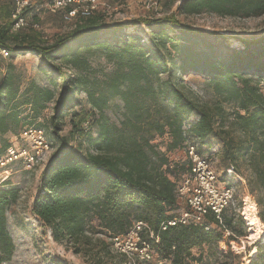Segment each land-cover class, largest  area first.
I'll return each mask as SVG.
<instances>
[{"label":"trees","instance_id":"obj_1","mask_svg":"<svg viewBox=\"0 0 264 264\" xmlns=\"http://www.w3.org/2000/svg\"><path fill=\"white\" fill-rule=\"evenodd\" d=\"M12 10V0L0 1V47L9 51L10 58L39 57L48 82L47 86L31 82L20 92L12 65L0 77V156L9 147V138L35 127L36 118L52 104L50 126L57 146L39 175L32 213L55 242H78L91 217L112 236L142 222L153 234L152 239L147 232L142 237L154 264H214L202 253L193 257V250H211L226 232L229 241L246 236L242 221L235 220L232 212L223 216L221 225L210 216L214 227L207 230L206 226L161 230V224L173 218L168 212L176 206L177 182L189 162L170 161L153 141L166 136L165 152L172 154L183 152L189 144L197 145L200 153L210 148L216 114L200 108L178 81L200 77L211 82L218 94L237 105L234 118L247 137L239 144L221 137L229 164L226 171L240 175L238 161L252 153L247 186L251 193L262 191L257 200L261 206L264 139L259 131L264 128V95L253 78L264 81V33L238 39L242 49L224 47L221 53L211 44V34L184 25L174 14L152 21L149 43L128 33V25L107 24L102 14H93L85 24L49 41L32 29L14 33ZM177 11L186 16L210 13L250 18L264 14V0H181ZM93 53L105 55L114 64L107 79L96 77L88 60ZM62 66L74 74L66 77ZM161 75L166 79L160 80ZM81 95L90 117L72 113L68 135H59L65 116L79 105ZM113 98L123 104L121 128L103 113ZM195 112H199L197 120L189 123ZM18 199L19 189L11 177L0 183V264L10 262L14 253L7 212ZM258 217L264 224L263 210ZM255 248L249 264H264V240L256 242Z\"/></svg>","mask_w":264,"mask_h":264},{"label":"rangeland","instance_id":"obj_2","mask_svg":"<svg viewBox=\"0 0 264 264\" xmlns=\"http://www.w3.org/2000/svg\"><path fill=\"white\" fill-rule=\"evenodd\" d=\"M41 0H36L40 3ZM156 3V4H154ZM181 0H119L113 3L112 10L106 13L95 12L94 16L102 14L103 22L123 23L129 26L128 33L137 35L144 43H149L148 34L151 33L152 21L160 19L170 14H174L178 21L193 29H198L204 33L211 34L213 42L211 44L216 51L225 53L224 47L230 49H242V45L238 39H252L264 33V14L256 17L241 18V17H222L210 13H202L199 15H181L177 8ZM30 21H39L44 39L49 41L57 36L66 34L77 27L85 24L87 19L74 18L69 22L64 21L60 15L50 14L41 11L39 15H28ZM216 35L219 36V38ZM236 43V45H234ZM91 66L95 69L97 78L107 79L114 71V64L100 53H93L88 58ZM40 58L26 54L15 58L0 59V77L7 69L8 65L14 67V73L19 77L20 92L25 87L34 82L41 86H47L48 74L41 69ZM63 74L70 77L74 74L67 67L62 66ZM166 76L161 75L160 80H165ZM254 83H257L260 91L264 95V81H257L253 78ZM179 86L186 95L196 101L202 109L211 111L217 119L215 134L208 138L210 148H202V154L211 158L215 164L216 172L221 185H232L236 192V203L239 204L240 210L247 207L250 203L257 207V213L264 211V202L259 206V200L263 193L261 190H256L254 193L249 191L247 179L252 177V153H248L237 163L240 176L244 179V185L234 178V175H229L227 169L228 162L224 158V144L221 139L232 141L234 144H239L247 139L242 133L238 123L235 121V114L238 112L237 105L234 102L227 101L218 94L213 84L200 77H185L179 79ZM157 82L154 81V85ZM79 105L69 112L64 118V125L61 136L68 135L70 127V119L72 113L84 112L90 117L89 106L86 103L84 95L79 97ZM52 104H48L47 108L40 113L34 121L35 127L43 129L47 138L52 142L54 149L57 146V141L52 135L50 126ZM222 114V119L219 114ZM104 115L107 116L110 123L117 128H121V123L124 119V108L121 101L113 98L109 101L108 107L104 110ZM199 112H195L189 123L197 120ZM189 124L184 129L187 131ZM223 131L222 134H219ZM94 132V128L92 129ZM259 136L264 139V128L260 129ZM9 138V135L5 136ZM167 137L156 138L153 144L157 145L158 149L166 153L170 161H182V154H172L165 152ZM182 153V152H181ZM44 166L36 167L31 171L24 170L21 165L12 167L11 178L19 189V199L12 205L7 212V229L14 244V253L10 262L7 264H128L129 258L122 257L117 251V245L112 239V233L106 231L99 226L98 221L92 217L88 219L86 233L78 242H68L66 240L55 242L52 237L49 239V229L42 226L39 220L32 213V204L34 196L38 188V176ZM249 194L250 200H245V205L240 201ZM243 209V210H244ZM245 227V237L233 238L229 241L227 237H223L221 241L207 251V248L194 249L193 257H198L200 253L204 254L214 264H249L251 255H255V243L249 242L247 239L251 237L249 228L245 226L244 220L239 215L238 217ZM237 216L235 220L238 219ZM258 218V216H257ZM259 220V218H258ZM260 221V220H259ZM261 222V221H260ZM261 224L264 226L263 222ZM264 238L260 241H263ZM258 242V241H257ZM253 255V256H254ZM252 256V257H253ZM140 264H154L153 254L147 262ZM158 264H170L168 261H160ZM253 264V263H252Z\"/></svg>","mask_w":264,"mask_h":264},{"label":"built area","instance_id":"obj_3","mask_svg":"<svg viewBox=\"0 0 264 264\" xmlns=\"http://www.w3.org/2000/svg\"><path fill=\"white\" fill-rule=\"evenodd\" d=\"M12 1V31L18 33L29 29L41 31L39 21H30L28 15H39L41 11H44L58 14L64 21L69 22L74 18H89L97 11L109 12L112 10L113 3L119 0H41L40 3H36V0ZM8 57L9 51L0 47V59ZM83 126L87 127V123ZM54 150L52 142L43 129L33 126L24 128L18 135L9 138V147L0 156V183L11 176L12 167L15 165H21L27 171L44 166ZM179 154L184 156L183 161L188 160L189 165L177 182V203L173 210L168 212V215H172L173 218L163 222L161 230L166 231L176 226H206L207 230L214 227V224L209 223L210 216H213L221 225L223 216L229 212L237 217L240 215L247 227L243 216L244 207L240 210L239 204L236 203L234 186L221 185L212 159L200 153L197 145L193 144H189L187 149ZM233 175L244 185L242 176ZM247 198L251 201L249 194L240 201L245 205ZM147 230L144 223L136 222L125 234L112 237L117 245V251L125 258H129L128 264L147 262L150 259L152 254L150 246L142 237L143 233L147 232L149 237L153 238V234ZM228 236L229 233L226 232L224 237ZM48 237L51 239L50 230ZM155 241L158 242V239ZM1 264H7V262Z\"/></svg>","mask_w":264,"mask_h":264},{"label":"bare ground","instance_id":"obj_4","mask_svg":"<svg viewBox=\"0 0 264 264\" xmlns=\"http://www.w3.org/2000/svg\"><path fill=\"white\" fill-rule=\"evenodd\" d=\"M234 45H236V43ZM247 199L249 200V198ZM243 216L247 222L249 233H252L251 237H249L247 240L252 243L262 240L264 238V226L257 218V209L253 203H250L249 206L245 207L243 210ZM253 255L254 253H252L251 257Z\"/></svg>","mask_w":264,"mask_h":264},{"label":"crops","instance_id":"obj_5","mask_svg":"<svg viewBox=\"0 0 264 264\" xmlns=\"http://www.w3.org/2000/svg\"><path fill=\"white\" fill-rule=\"evenodd\" d=\"M56 15H58V14H56ZM42 169H43V168H42ZM42 169H41V170H42ZM40 173H41V172H40ZM40 173H39V175H40ZM38 178H39V176H38Z\"/></svg>","mask_w":264,"mask_h":264}]
</instances>
